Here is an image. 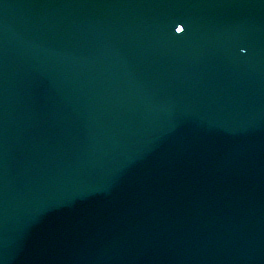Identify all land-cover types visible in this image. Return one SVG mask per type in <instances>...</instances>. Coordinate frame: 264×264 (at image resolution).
<instances>
[{"label": "water", "instance_id": "water-1", "mask_svg": "<svg viewBox=\"0 0 264 264\" xmlns=\"http://www.w3.org/2000/svg\"><path fill=\"white\" fill-rule=\"evenodd\" d=\"M77 66H78V62H76V67H75V69H77ZM113 85H115V83H114ZM19 89H20V87L17 86V87H16V90H15L14 92H12L11 95L9 96V99L7 100V102H9V105H10V106L13 104V102H14V97H15V96L17 95V93L19 92ZM4 100H5V98H4V95H3L2 90H1V88H0V104H1ZM24 104H26V103H24ZM28 110H29V107H24V109H23V111H27V112H28ZM28 113H29V112H28Z\"/></svg>", "mask_w": 264, "mask_h": 264}, {"label": "snow or ice", "instance_id": "snow-or-ice-1", "mask_svg": "<svg viewBox=\"0 0 264 264\" xmlns=\"http://www.w3.org/2000/svg\"><path fill=\"white\" fill-rule=\"evenodd\" d=\"M176 31H178V32H183L184 29H183V27H181V28H177Z\"/></svg>", "mask_w": 264, "mask_h": 264}]
</instances>
